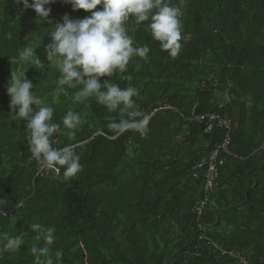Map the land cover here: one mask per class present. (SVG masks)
I'll list each match as a JSON object with an SVG mask.
<instances>
[{
    "label": "trees",
    "instance_id": "obj_1",
    "mask_svg": "<svg viewBox=\"0 0 264 264\" xmlns=\"http://www.w3.org/2000/svg\"><path fill=\"white\" fill-rule=\"evenodd\" d=\"M170 2L182 10L179 55L161 51L145 27L148 22L137 25L130 17L127 34L134 47H149L148 58L134 56L124 72L101 77V83L139 88L134 99L152 115L146 136L128 131L116 137L106 125L118 122L119 113L94 97L75 101L79 87L59 84L61 74L46 58L54 26L65 15L76 20L90 13L56 0L46 6L48 20L40 21L22 3L0 0V233L24 240L18 251L0 254V264H34L33 223L55 227L51 247L63 252V264H162L164 259L240 264L227 253L247 264H264V0ZM42 22L48 38L34 48L41 64L29 66L26 78L34 95L53 107V122L61 124L53 147L79 145L83 167L69 181L42 170L29 150L27 121L9 108L7 86L22 65L10 60L26 46L29 23ZM203 81L207 86L201 89ZM57 90L53 102L50 94ZM217 91L228 101L216 98ZM69 110L83 120L74 136L62 124ZM208 114L230 122V156L221 155L225 162L210 198L213 207L198 221L194 208L202 197L205 168L193 169L227 135L217 123L208 132V119L194 120ZM202 235L227 253L201 241Z\"/></svg>",
    "mask_w": 264,
    "mask_h": 264
},
{
    "label": "clouds",
    "instance_id": "obj_2",
    "mask_svg": "<svg viewBox=\"0 0 264 264\" xmlns=\"http://www.w3.org/2000/svg\"><path fill=\"white\" fill-rule=\"evenodd\" d=\"M55 2L32 0L30 4L29 0H16L25 9L34 10L40 21L48 20L51 8L46 6ZM64 3L70 4L73 11L83 10L90 15L76 20L65 15L63 23H57L48 33L51 43L45 46L46 58L59 70V84L72 89L79 87V91L74 93L77 102L84 103L94 97L109 112H118V122L106 125L116 137L128 131L146 136L149 119L134 99L139 97L140 89L132 86L121 88L107 79L101 83V77H111L117 70L124 72L134 56L148 58L149 47H134L133 38L127 34L126 23L130 17L137 25L148 22L145 27L160 43L161 51L176 58L182 48V10L173 6L170 0H64ZM98 5L102 6L100 10H96ZM33 58L35 64H41L35 50L26 46L17 57L11 58L10 63L32 62ZM33 87L25 72L18 74L12 71L7 86L10 107L18 118L27 121L32 157L40 167L51 170L54 178L69 181L83 167L76 152L79 145L53 147V137L61 133V124L53 122V107L34 95ZM82 123L80 113L72 110L62 120L64 129L73 130L69 133L72 136ZM30 231L35 233V243L30 249L34 264H63V252L57 250L53 253L51 247L56 241L55 227L33 223ZM23 243L20 235L0 233V254L16 252Z\"/></svg>",
    "mask_w": 264,
    "mask_h": 264
},
{
    "label": "built area",
    "instance_id": "obj_3",
    "mask_svg": "<svg viewBox=\"0 0 264 264\" xmlns=\"http://www.w3.org/2000/svg\"><path fill=\"white\" fill-rule=\"evenodd\" d=\"M206 82L198 83V87L201 89H204L206 87ZM148 119L150 120L152 115H146ZM205 119L209 120V126L207 128V131L210 132L213 128V124L217 123L219 126L224 127L227 131L226 139L224 143L221 146H217L214 150L211 151L209 156L204 157L200 163L193 169L194 171L200 170L205 168V176H204V182L202 186V197L201 199L196 203L194 208V214L197 217V220L200 221V218L203 216L204 211L206 210L212 193L218 189V180H219V168L223 166L225 160L221 158V155L225 154L227 156H230V153L228 151V144H229V133H230V122L222 120L219 116L214 114H208V115H202L195 117V121H203ZM193 120V119H192ZM262 149H264V144L262 145ZM45 168H42L44 170ZM199 230L204 231V226L199 224ZM201 241H207L211 247L215 248L216 250L220 251L221 253H227L224 252L220 247H218L216 244L211 243L208 241L204 235L200 237ZM230 256H233L237 259H239L240 264H247L243 258H240L238 256H235L233 253H227Z\"/></svg>",
    "mask_w": 264,
    "mask_h": 264
},
{
    "label": "rangeland",
    "instance_id": "obj_4",
    "mask_svg": "<svg viewBox=\"0 0 264 264\" xmlns=\"http://www.w3.org/2000/svg\"><path fill=\"white\" fill-rule=\"evenodd\" d=\"M29 26H30V32L28 33L27 38H26V46L32 47L34 49L43 39L48 38L47 32H46L48 26L44 22H42V23H29ZM33 64H34V60L32 62H29V61L22 62V65H21L20 69L17 71V73L23 74L25 72V77H26L28 67L33 66ZM210 79L213 82V84H211L212 86L218 85L217 81L214 78H210ZM215 93H216V98H218L220 101H224V100L228 101V97H227L226 93L223 94L220 91H217ZM50 95H52L53 102H56L57 97L59 95V90L51 93ZM48 98H49V95H48ZM9 108H10V113H13L12 108L11 107H9ZM212 207H213V205L209 202L206 209L210 210ZM175 233L177 235L180 234V231H179V229H177V227H175Z\"/></svg>",
    "mask_w": 264,
    "mask_h": 264
},
{
    "label": "water",
    "instance_id": "obj_5",
    "mask_svg": "<svg viewBox=\"0 0 264 264\" xmlns=\"http://www.w3.org/2000/svg\"><path fill=\"white\" fill-rule=\"evenodd\" d=\"M169 263V259H164L162 264H168Z\"/></svg>",
    "mask_w": 264,
    "mask_h": 264
}]
</instances>
